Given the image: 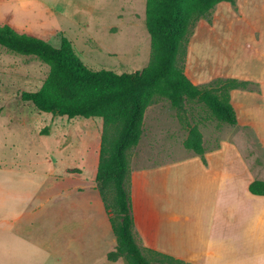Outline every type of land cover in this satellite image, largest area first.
<instances>
[{
	"label": "rangeland",
	"instance_id": "obj_1",
	"mask_svg": "<svg viewBox=\"0 0 264 264\" xmlns=\"http://www.w3.org/2000/svg\"><path fill=\"white\" fill-rule=\"evenodd\" d=\"M40 1L53 10H47L38 0H0V25H10L20 34L44 36L56 48H60L65 36L72 41L83 63L95 71L133 73L150 64L153 56L146 28L147 0ZM201 20L193 29L184 58L187 75H200L195 78L197 82L232 78L229 73L237 72L239 61L250 59L256 50L255 40L264 36V0H237L236 7L221 4L207 19ZM237 37L240 40L246 37L245 42H238ZM48 74V65L37 58L0 47V165L48 174L44 188L57 181L55 190L81 183L94 190V162L98 161L95 147L103 132V121L41 113L31 103L23 102L22 92L40 89ZM235 105L238 109L239 105ZM188 109V114L178 112L165 99L155 101L147 109L143 137L137 148L128 151L130 169L187 156L189 152L184 149L183 141L188 135L185 125L190 122L199 125L208 149L217 148L222 141L231 142L246 157L251 170L264 177V147L252 128L220 124L198 103L189 104ZM81 147L82 151L84 148L88 151L82 171L77 159ZM70 174L75 177L72 179ZM43 182L44 178L38 177L36 184ZM45 201L39 195L33 208L36 210ZM50 204H46V208L50 207L48 214L42 208L32 215L42 220L43 216L56 215L52 211L56 204ZM48 222L37 224V231L45 234V237L38 234L37 240L52 243L50 255L38 264H88L89 259H94L96 264L107 263L101 259L96 244L98 252L93 256L76 258L61 254L60 225ZM143 253L151 264H170L155 254Z\"/></svg>",
	"mask_w": 264,
	"mask_h": 264
},
{
	"label": "crops",
	"instance_id": "obj_2",
	"mask_svg": "<svg viewBox=\"0 0 264 264\" xmlns=\"http://www.w3.org/2000/svg\"><path fill=\"white\" fill-rule=\"evenodd\" d=\"M36 37L46 40L44 36ZM245 38L236 39L244 43ZM255 43L250 59L239 61L237 72L229 75L257 83L260 92L236 89L230 92V99L239 105L235 127L252 128L264 147L263 34ZM198 76L188 78L195 85L210 82H197ZM100 145L101 135L95 147L98 161L94 162L93 178ZM87 154L82 147L77 153L81 171ZM205 159L206 164L189 152L178 160L131 169L134 233L139 246L143 251L148 249L168 257L157 255L170 264H264V195H254L249 190L252 182L264 181V177L252 171L246 157L228 141L220 142L217 148H207ZM17 167L0 165V264L42 263L50 255L52 243L37 240L38 234L45 237L37 231V224L50 219L49 224L60 225L59 247L64 256L96 255V244L106 264H123V259H108L109 253L116 250L117 241L97 189L85 188L81 183L55 190L57 181L44 188L48 174ZM38 177L44 182L37 186ZM43 192L48 194L42 195ZM39 195L46 201L40 202L36 210L45 208L48 214L50 207L46 208V204L55 203L52 211L56 215L43 216L44 220L32 215ZM88 261L96 264L94 259Z\"/></svg>",
	"mask_w": 264,
	"mask_h": 264
},
{
	"label": "trees",
	"instance_id": "obj_3",
	"mask_svg": "<svg viewBox=\"0 0 264 264\" xmlns=\"http://www.w3.org/2000/svg\"><path fill=\"white\" fill-rule=\"evenodd\" d=\"M225 3L236 7L237 0H147L146 28L153 57L147 67L133 73L87 67L65 36L56 48L41 38L20 34L10 25H0V47L37 58L49 67L40 89L22 92L23 102L31 103L41 113L103 121L95 183L116 236V250L108 255L112 262L123 259L126 264H151L134 233L128 161V151L137 148L143 137L147 109L165 99L178 112L188 114V105L198 103L218 123L235 127L237 105L231 103L230 92H260L257 83L237 78L219 77L195 85L186 75L184 58L195 25ZM185 127L188 135L183 147L206 164L207 148L199 125L187 122ZM249 190L264 195V181L252 182Z\"/></svg>",
	"mask_w": 264,
	"mask_h": 264
}]
</instances>
